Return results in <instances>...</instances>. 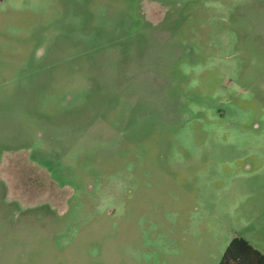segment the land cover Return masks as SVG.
Returning a JSON list of instances; mask_svg holds the SVG:
<instances>
[{"label": "rangeland", "instance_id": "374dc122", "mask_svg": "<svg viewBox=\"0 0 264 264\" xmlns=\"http://www.w3.org/2000/svg\"><path fill=\"white\" fill-rule=\"evenodd\" d=\"M264 254V0H0V264Z\"/></svg>", "mask_w": 264, "mask_h": 264}, {"label": "trees", "instance_id": "16d2710c", "mask_svg": "<svg viewBox=\"0 0 264 264\" xmlns=\"http://www.w3.org/2000/svg\"><path fill=\"white\" fill-rule=\"evenodd\" d=\"M218 264H264V254L240 237L233 238Z\"/></svg>", "mask_w": 264, "mask_h": 264}]
</instances>
